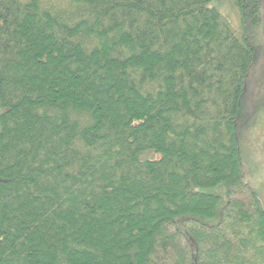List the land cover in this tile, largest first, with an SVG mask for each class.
<instances>
[{"label":"trees","instance_id":"trees-1","mask_svg":"<svg viewBox=\"0 0 264 264\" xmlns=\"http://www.w3.org/2000/svg\"><path fill=\"white\" fill-rule=\"evenodd\" d=\"M211 2L0 0V264H264L263 0Z\"/></svg>","mask_w":264,"mask_h":264},{"label":"rangeland","instance_id":"rangeland-1","mask_svg":"<svg viewBox=\"0 0 264 264\" xmlns=\"http://www.w3.org/2000/svg\"><path fill=\"white\" fill-rule=\"evenodd\" d=\"M211 6L217 7L236 28L239 27L231 0H212ZM262 25L264 26V0L258 30L262 28ZM261 34L263 35V32ZM260 44L262 46L258 49L257 63L249 77V82L251 83L247 94L244 96L246 109L254 111V114L249 125L244 131H241V146L245 175L252 186L258 191L264 207V42ZM1 111L2 107L0 105V113ZM1 129L0 124V131ZM205 191L220 194L221 200L214 217H195L208 224H217L221 220L223 208L227 203V195L221 187H210L206 188ZM192 216L191 214H184L178 217L177 226L184 228L183 219ZM190 240L193 243L191 237Z\"/></svg>","mask_w":264,"mask_h":264}]
</instances>
